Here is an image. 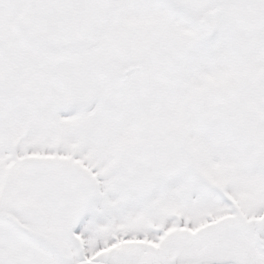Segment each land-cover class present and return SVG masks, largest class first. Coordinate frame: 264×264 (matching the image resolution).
Wrapping results in <instances>:
<instances>
[{"label": "snow or ice", "instance_id": "6c2138e0", "mask_svg": "<svg viewBox=\"0 0 264 264\" xmlns=\"http://www.w3.org/2000/svg\"><path fill=\"white\" fill-rule=\"evenodd\" d=\"M0 264H264V0H0Z\"/></svg>", "mask_w": 264, "mask_h": 264}]
</instances>
